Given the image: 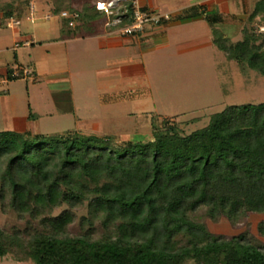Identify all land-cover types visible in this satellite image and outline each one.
I'll return each mask as SVG.
<instances>
[{
	"label": "trees",
	"instance_id": "16d2710c",
	"mask_svg": "<svg viewBox=\"0 0 264 264\" xmlns=\"http://www.w3.org/2000/svg\"><path fill=\"white\" fill-rule=\"evenodd\" d=\"M122 4L127 14L115 16L113 9L110 15L119 20L115 31L135 21V0ZM63 6L53 12L77 13L79 27L107 16L97 4ZM260 17L264 0L256 3L237 42L217 28L225 22L217 10L193 7L178 20L204 19L213 45L228 60L264 77V34L252 28ZM63 22L70 27L69 20ZM14 72L9 71V81L24 77ZM152 128L150 142L123 146L73 131L56 137L0 132V207L32 226L39 223L28 257L36 264H264V245L246 234H212L194 218L202 209L211 221L237 223L264 215V103L227 106L190 135L173 119L152 122ZM63 206L69 209L52 215ZM85 206L83 234L72 236L67 228L75 222L74 210ZM97 219L104 230L99 239ZM259 231L264 235V227ZM19 237L20 232L6 235L0 228V258Z\"/></svg>",
	"mask_w": 264,
	"mask_h": 264
},
{
	"label": "rangeland",
	"instance_id": "374dc122",
	"mask_svg": "<svg viewBox=\"0 0 264 264\" xmlns=\"http://www.w3.org/2000/svg\"><path fill=\"white\" fill-rule=\"evenodd\" d=\"M72 1L79 8L114 2L115 16L127 14L122 4L127 0H0V132L31 131L56 137L73 131L107 137L114 145L123 146L128 142H150L152 122L161 125L173 119L183 134L190 135L205 128L211 116L227 106L264 103V77L228 60L213 45L211 28L204 19L174 25L176 10L181 9V14L193 7L217 10L225 19L217 28L237 42L243 39V29L260 0H135V5L146 8L154 17H169L168 21L163 18L167 21L164 24L148 26L144 33L174 25L155 32V49L143 53V57L126 47L100 50L90 39L68 47L45 44L59 38L62 29L72 33L113 30L119 22L107 14L84 27L76 21L79 28H67L61 13L53 9ZM252 28L264 34V17L258 18ZM130 52L134 62L128 70L109 62ZM14 67L19 73H35L1 83ZM64 74L70 77L73 88H66L62 82L67 76ZM56 101L67 102L70 107L73 103L74 113L52 118ZM13 118L19 120L16 126ZM25 118L38 121L28 123ZM68 209L63 206L52 215L59 216ZM74 213L75 222L67 232L79 236L89 209L80 207ZM205 213L202 209L194 218L204 221L212 234L226 238L246 234L255 244L264 245V235L259 231L264 227V215L252 214L233 223L225 218L211 221ZM32 224L0 207V228L6 235L20 232L18 242L11 244L0 264H36L26 255L34 228L39 226L37 222V227ZM95 224V239H99L104 233L102 222L97 219ZM184 264L197 263L191 260Z\"/></svg>",
	"mask_w": 264,
	"mask_h": 264
},
{
	"label": "crops",
	"instance_id": "0c3cea01",
	"mask_svg": "<svg viewBox=\"0 0 264 264\" xmlns=\"http://www.w3.org/2000/svg\"><path fill=\"white\" fill-rule=\"evenodd\" d=\"M176 13H177V17H176V19H177L176 21L177 22L174 25H180V24H183V23L193 22L195 20L202 19V18H194V19H188V20H178L183 14H181V9L178 10V11L176 10L175 14ZM174 25L167 24L166 26H164L162 28H167V27L174 26ZM162 28H157V30H162ZM155 32L152 30V31H149L147 34L146 33H142V34L137 35V36L128 37V36H124L122 34V31H120V30L119 31H115V30H112V29H108L107 30V29H103L102 28L101 30H94L92 32L83 31L82 33H80V32L72 33V32H67L66 30L62 29V34H61V36L59 38H55L54 40H51L50 43H45V42L44 43L45 44H49V45L50 44L51 45L64 44L66 47H68V45H70V44L80 43V42H83V41H85L87 39H90V40H94L97 43L98 49H100V50H106V49H109V48L118 49V48H125L126 47V48H131L132 51L134 50L133 52L136 55L140 56V55H142L143 53H146V52L150 53V51H153L155 49L154 48V43H155L156 40L153 39V35L155 34ZM143 56L144 55H142V57ZM15 57H16L15 59L17 60L18 59L17 56H15ZM112 61H113L114 65H119V67H118L119 69L121 67H124V68L127 67L126 68L127 70L130 69V67L132 66V64L134 62L131 52L130 53H126V55H124L122 57H117L115 59L109 60V62H112ZM15 67L18 68V66H15ZM15 67H14L13 70L17 71L15 69ZM21 70H22V68H21ZM127 70H126V72H127ZM30 71H32V75H34L35 70L34 71L30 70ZM64 75H67V74H64ZM64 77L65 78L62 80V82L65 83L66 88H68L69 86H70L69 88H73V86H71L72 83H71L70 77L68 75L64 76ZM51 80L52 79H50V81ZM53 80H54V77H53ZM54 81H57V79L54 80ZM7 82H9L8 79H3L1 83L6 84ZM34 84H36V83H34ZM52 87H54V85ZM58 102L56 101L54 103V107H55L56 110H54L55 112H52L50 114V116L52 118L56 117V115L59 116V117H61V116L62 117H67L68 115L74 113L75 107H74L73 103L71 104V107H70V104H68L67 102H64V101H58ZM25 119H26V121H28V123L29 122L31 123V122H34V121H38V120H35L36 118H32L33 121L31 119H29V118H25ZM37 119H39V118H37ZM18 122H19L18 119L13 118V123H14L15 126L17 124H19ZM9 131H13V130H9Z\"/></svg>",
	"mask_w": 264,
	"mask_h": 264
},
{
	"label": "built area",
	"instance_id": "2783aa9c",
	"mask_svg": "<svg viewBox=\"0 0 264 264\" xmlns=\"http://www.w3.org/2000/svg\"><path fill=\"white\" fill-rule=\"evenodd\" d=\"M97 9L111 15L113 13L112 10L114 9V2H99L97 3ZM152 14L153 13L151 12H144L142 8L134 5L135 21L131 26L126 27L122 30L123 34L126 36H133L136 34L138 35L144 33L148 26L153 24L158 25L163 20V18L167 21L169 20V17H154ZM78 17L79 15L77 13H71L67 11L61 13V18L63 20H69L70 27H75ZM50 18H52V16H50ZM23 75L25 77L33 76L32 73L28 70H24ZM13 76L18 78L21 76V73L15 71Z\"/></svg>",
	"mask_w": 264,
	"mask_h": 264
}]
</instances>
